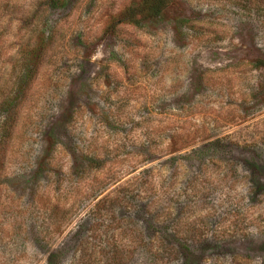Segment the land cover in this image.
<instances>
[{"label": "rangeland", "instance_id": "1", "mask_svg": "<svg viewBox=\"0 0 264 264\" xmlns=\"http://www.w3.org/2000/svg\"><path fill=\"white\" fill-rule=\"evenodd\" d=\"M139 1L0 0V72L32 29L51 40L1 180L0 264H264V0L117 24Z\"/></svg>", "mask_w": 264, "mask_h": 264}, {"label": "trees", "instance_id": "2", "mask_svg": "<svg viewBox=\"0 0 264 264\" xmlns=\"http://www.w3.org/2000/svg\"><path fill=\"white\" fill-rule=\"evenodd\" d=\"M174 1L140 0L126 8L115 21L117 24L141 27L160 19ZM50 42L45 33L34 28L15 53L5 56L7 68L0 72V186L10 157L9 150L21 132L24 109L32 104L35 86L47 69ZM1 43L0 60L6 52L4 42ZM251 64L253 68L264 69L263 59Z\"/></svg>", "mask_w": 264, "mask_h": 264}]
</instances>
